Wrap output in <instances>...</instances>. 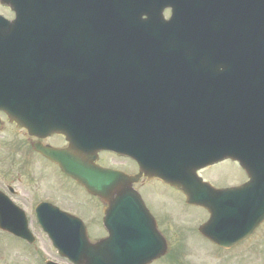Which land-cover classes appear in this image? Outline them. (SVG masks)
I'll use <instances>...</instances> for the list:
<instances>
[{
    "label": "water",
    "instance_id": "water-1",
    "mask_svg": "<svg viewBox=\"0 0 264 264\" xmlns=\"http://www.w3.org/2000/svg\"><path fill=\"white\" fill-rule=\"evenodd\" d=\"M58 2L26 0L11 22L0 16V112L30 135L70 142L38 152L100 195L115 174L94 163L98 148H127L140 172L177 186L225 158L264 170V0H83L79 32L62 25ZM248 173L240 188L250 199L228 222L234 232L201 229L220 246L264 219V174ZM36 214L74 264H134L147 251L111 236L91 243L79 221L48 204ZM0 229L34 241L23 211L1 193Z\"/></svg>",
    "mask_w": 264,
    "mask_h": 264
},
{
    "label": "flooded vegetation",
    "instance_id": "flooded-vegetation-1",
    "mask_svg": "<svg viewBox=\"0 0 264 264\" xmlns=\"http://www.w3.org/2000/svg\"><path fill=\"white\" fill-rule=\"evenodd\" d=\"M3 3L11 2L3 0ZM16 3L20 8L21 1L16 0ZM7 5H0L7 13L0 14L6 19H12L15 13L11 10L10 4ZM0 119L2 121L0 149L10 154L8 166L4 165V161L0 159L3 163L0 164V191L17 206L34 210L38 204L48 202L49 206L80 219L91 241L104 239L110 233L115 238H129L131 231H135L134 237L146 239V241H163L166 244V252L147 264H185L184 262L192 257L193 251L198 247H203L204 251L207 248L217 252L240 248L242 264L245 262L246 250L250 252L253 249L255 253L264 251L261 245V241L264 242V222L258 225L251 236L237 242L231 248L216 245L200 231V228L212 216L215 221L208 225L212 233L216 235L220 231L228 230L227 223L238 215L239 206L244 201L245 195L235 187L245 183L248 178L236 162L231 161L239 169L240 178L233 183H214L205 175L212 166L196 170L195 174L202 181L214 188L227 190L221 195L212 192L205 194L207 188L202 186V183L200 186L192 187L195 191L203 192L202 197L218 206L208 210V208L189 203L185 194L186 189L172 186L159 177H148L142 174L136 180L129 179L138 174V168L130 156L119 154L116 150H97L94 153L95 163L113 170L115 178L112 182L114 185L112 191L95 195L62 173L55 163L44 158L34 148V145L41 144L54 149H66L69 143L64 135L52 134L43 138L31 136L25 129H19L14 123L8 122L4 115L0 114ZM116 148L120 149V146ZM34 159L44 160L48 163V167L52 166L57 173H54L50 180L43 181L39 169L34 168ZM22 179L25 188H22L20 184ZM74 190L81 196L80 200L76 199ZM132 190L135 191L134 195L139 203L132 202ZM76 202L83 205L82 214L75 210ZM226 216V224L222 226L220 219ZM260 235H262L261 239L256 241Z\"/></svg>",
    "mask_w": 264,
    "mask_h": 264
},
{
    "label": "rangeland",
    "instance_id": "rangeland-1",
    "mask_svg": "<svg viewBox=\"0 0 264 264\" xmlns=\"http://www.w3.org/2000/svg\"><path fill=\"white\" fill-rule=\"evenodd\" d=\"M0 13L7 14L5 10L0 7ZM168 15L165 12V17ZM13 148V146H12ZM10 149V153H12ZM0 159L4 161V165L8 166L10 164V154L6 150L0 149ZM1 161V160H0ZM0 164H3L0 162ZM3 166V165H2ZM42 159H34V168L39 169V174L43 181L50 180L57 170L52 166L48 167ZM5 167V166H3ZM37 173V172H36ZM207 177L211 178L213 182L217 184L223 183H233L236 182L239 175V169L235 164L229 160H224L219 163L212 165L211 168L207 170L205 174ZM22 188H25L24 180H21ZM41 193V192H40ZM74 194L77 200L81 199V196L74 190ZM71 200V199H70ZM72 205H74L72 203ZM75 210L79 214L83 212V205L79 202L75 203ZM26 214L29 218V228L34 234L35 242L33 245H27L26 243L17 240L14 237L6 236V234L0 232V264H44V260H52L59 264H70L66 259L58 256L56 250L51 245V242L46 238L43 231L38 227L36 221L33 219L31 210L26 209ZM262 235L256 238V241L261 239ZM255 243V242H254ZM262 247H264V242L261 241ZM263 249V248H262ZM245 254L244 264H264V251L257 252L247 251ZM241 249L235 248L232 251H210L203 247H198L193 251L192 257H190L185 264H242L240 262Z\"/></svg>",
    "mask_w": 264,
    "mask_h": 264
},
{
    "label": "bare ground",
    "instance_id": "bare-ground-1",
    "mask_svg": "<svg viewBox=\"0 0 264 264\" xmlns=\"http://www.w3.org/2000/svg\"><path fill=\"white\" fill-rule=\"evenodd\" d=\"M61 3L64 2L63 0H59Z\"/></svg>",
    "mask_w": 264,
    "mask_h": 264
}]
</instances>
